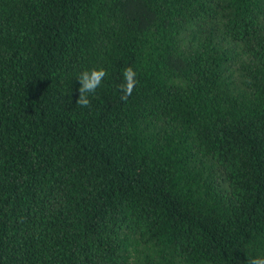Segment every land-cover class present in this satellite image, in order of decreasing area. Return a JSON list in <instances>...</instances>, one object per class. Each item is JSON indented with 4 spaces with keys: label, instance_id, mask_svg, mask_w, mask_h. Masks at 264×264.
<instances>
[{
    "label": "trees",
    "instance_id": "trees-1",
    "mask_svg": "<svg viewBox=\"0 0 264 264\" xmlns=\"http://www.w3.org/2000/svg\"><path fill=\"white\" fill-rule=\"evenodd\" d=\"M93 68L107 75L81 107ZM253 256L264 0H0V264Z\"/></svg>",
    "mask_w": 264,
    "mask_h": 264
},
{
    "label": "clouds",
    "instance_id": "clouds-1",
    "mask_svg": "<svg viewBox=\"0 0 264 264\" xmlns=\"http://www.w3.org/2000/svg\"><path fill=\"white\" fill-rule=\"evenodd\" d=\"M106 75L107 73L103 68L82 71L77 77L80 86L77 89L78 96L75 103L81 107H88L90 104V95L94 94L97 88L101 86V82ZM136 75L137 73L131 67L124 69V83L120 85V90L123 93L121 96L122 100H126L133 92L137 83ZM247 264H264V257L253 256L248 258Z\"/></svg>",
    "mask_w": 264,
    "mask_h": 264
}]
</instances>
